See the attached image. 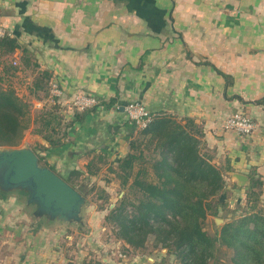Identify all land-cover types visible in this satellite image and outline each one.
Returning a JSON list of instances; mask_svg holds the SVG:
<instances>
[{
    "label": "crops",
    "instance_id": "crops-1",
    "mask_svg": "<svg viewBox=\"0 0 264 264\" xmlns=\"http://www.w3.org/2000/svg\"><path fill=\"white\" fill-rule=\"evenodd\" d=\"M0 28L17 36L64 91L58 100L69 124L64 144L50 147L30 132L24 139L31 148L49 147L38 152L63 179L79 170L86 182L80 187L97 181L110 189L98 176L128 154L139 128L121 108L139 101L154 115L199 126L204 149L223 168L230 208L241 212L256 181L264 208V0H0ZM28 72L32 84L38 73ZM81 93L100 100L85 115L70 104ZM32 102L37 109L50 104ZM235 112L250 116L257 129L250 135L226 129ZM101 156L107 162L91 174L89 163ZM237 174L247 177L244 185ZM34 211L26 192L0 191V264L155 262L121 241L115 247L100 240L90 254L84 247L98 240L93 229L81 237L84 224L37 218Z\"/></svg>",
    "mask_w": 264,
    "mask_h": 264
},
{
    "label": "trees",
    "instance_id": "trees-1",
    "mask_svg": "<svg viewBox=\"0 0 264 264\" xmlns=\"http://www.w3.org/2000/svg\"><path fill=\"white\" fill-rule=\"evenodd\" d=\"M39 67L34 53L17 36H0V148L19 147L28 132L42 135L50 147L64 144L69 124L59 114V103L37 109L31 100L47 99L50 93L51 72ZM28 70L38 73L32 84L28 83ZM19 77L26 80V94H21L14 84ZM202 135L192 119L182 122L154 115L150 125L139 129L129 141L128 154L109 168L121 180L124 194L112 207L110 203L106 219L134 253L144 255L142 249L148 248L150 241V252L166 249V256L151 264H210L219 244L232 250L233 264H264L261 181L251 183L246 210L239 215L235 211L231 220L216 226L214 233L207 228L209 216H220L229 201L224 192L223 168L204 149ZM39 148L46 151L49 147L37 146L33 150L40 164L50 167ZM98 162L105 163L107 159L101 156L91 161L90 173ZM83 174L74 172L76 178ZM66 181L76 188L75 179Z\"/></svg>",
    "mask_w": 264,
    "mask_h": 264
},
{
    "label": "water",
    "instance_id": "water-1",
    "mask_svg": "<svg viewBox=\"0 0 264 264\" xmlns=\"http://www.w3.org/2000/svg\"><path fill=\"white\" fill-rule=\"evenodd\" d=\"M122 110L125 107L121 108ZM244 185L246 176L237 174ZM83 187H73L50 167L42 166L33 148H0V191H24L34 215L47 220L83 223L88 204ZM216 221H222L217 217Z\"/></svg>",
    "mask_w": 264,
    "mask_h": 264
},
{
    "label": "rangeland",
    "instance_id": "rangeland-1",
    "mask_svg": "<svg viewBox=\"0 0 264 264\" xmlns=\"http://www.w3.org/2000/svg\"><path fill=\"white\" fill-rule=\"evenodd\" d=\"M13 81H14V84L18 87V90L21 94L28 93V88H22V87H27V85L25 86V84H23L24 82H26V80H23V78L19 77L18 79L13 80ZM32 99H34V98H31V100ZM26 145H28V144L23 142L22 145H20V147H24ZM148 154H149V151H148ZM42 163H44V162H42ZM105 163L98 162L97 164H98V166H101V164L105 165ZM108 168H109V166H108ZM108 171H109V173H107V174L104 173L102 176H98V179L100 180L101 183L107 184L110 189H108V188L102 189V187H98L99 183L97 181H95V183H92L93 185H91V183H89L90 184L89 186L84 187V189H85L84 191L87 193L88 204L85 206V209L83 210V212H84L83 216H84L85 221L83 223H81L82 225L84 224L83 229H81L82 233H79V232L78 233H79V236L82 234L81 237H84L83 235L86 234V231L91 228V229H93V232L95 234H97L96 238H98V240L93 241L94 243L92 245L89 244V245H85V247H84V248H86L85 250H87V252L90 254L91 253L95 254V252L92 251V249L99 244L98 241H100V240L103 243L114 244L115 247L117 245V242H119V241L123 242L121 239H119L117 237L116 227H114V225L111 221H108L106 219V215L109 213L110 203L111 202L113 203L111 205V207H112L114 205V203H116L118 201V198L122 197L124 194L123 188L121 186V180L116 176L115 173L110 171V169ZM73 179H75L74 183L77 184L76 185L77 187H80V185L85 182V178L82 175L77 177V178H76V176H74ZM79 181H81L82 183H80ZM90 208H91V212H90ZM228 208L229 209H226L220 216H218L219 218L222 219V221H215L214 219H212L213 221H211L209 226L207 227L211 233H214L216 226H221L225 222H227L228 220H231L230 217L232 216V214H234L235 210H238L237 209L238 207L236 209L234 207V209H233V208H230L228 206ZM239 208L241 209L240 213H242L244 210H246V204H245V206L243 205V206H240ZM93 213L96 216L92 215ZM100 213H105L106 215L104 217L99 218L97 215ZM240 213H238L236 215H239ZM215 217H217V216H215ZM96 219H97V221H96ZM95 221H96V224L93 225L95 223ZM85 224H87V225H85ZM78 233H77V235H78ZM75 242H77V237H76ZM103 243H101V244H103ZM148 245H149V247L146 249H142V251H144L147 254L151 253V255L153 256V258L155 260L161 261V259L164 258L161 254H159L160 256H157L156 254H154L153 252H150V250H148L150 248V246H152L151 241L148 243ZM120 248H121V246H120ZM120 248H117V249H120ZM161 253L164 254V252H162V251H161ZM101 256H105V255L101 254ZM121 256H124V255H121ZM111 257H113V255ZM170 258H172V257H170ZM231 258H232V250L228 249L223 244H219V247H218V250L216 253V257L210 261V264H233ZM146 261L150 262L147 259H146Z\"/></svg>",
    "mask_w": 264,
    "mask_h": 264
},
{
    "label": "built area",
    "instance_id": "built-area-1",
    "mask_svg": "<svg viewBox=\"0 0 264 264\" xmlns=\"http://www.w3.org/2000/svg\"><path fill=\"white\" fill-rule=\"evenodd\" d=\"M7 34L2 28H0V36ZM17 64V61H14ZM64 95L62 87L56 80L50 82V93L47 100L50 104H55ZM71 107L84 111L90 108H94L100 104V100L91 95L77 94L70 102ZM125 112L128 118L136 124L139 129L147 128L154 120V114L148 110V108L139 101H131L125 105ZM224 126L228 130L235 131L240 135H250L257 129V123L250 116L243 112H235L229 116Z\"/></svg>",
    "mask_w": 264,
    "mask_h": 264
}]
</instances>
